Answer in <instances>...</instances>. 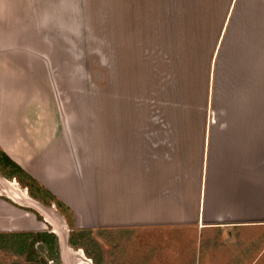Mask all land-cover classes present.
<instances>
[{
  "label": "crops",
  "instance_id": "obj_1",
  "mask_svg": "<svg viewBox=\"0 0 264 264\" xmlns=\"http://www.w3.org/2000/svg\"><path fill=\"white\" fill-rule=\"evenodd\" d=\"M9 1L0 0L1 19ZM7 11L14 10L10 6ZM124 24L154 27L147 44L153 58L148 69L159 81L155 88L171 93L173 102L193 91V64L182 51L202 43L204 119L194 134L191 114L124 115V182H117L118 188H112L113 179L100 183L99 172L92 176L86 165L90 174L78 176L69 157L57 154L53 164L67 176L58 178L56 195L71 207L80 226H124L133 243L142 233L168 234L172 250L180 253L174 258L177 264L190 246L191 256L199 251L209 260L219 251L215 244L233 250L241 239H259L264 235V0H136L124 7ZM184 102L190 104L187 98ZM4 107L0 104V145L9 152L22 148L25 158L13 159L38 178L35 166L42 163L37 160L52 156L34 132H26L29 138L24 136L22 144L9 127L14 111L4 113ZM172 107L177 111L176 104ZM58 141L65 146L63 137ZM91 144L82 141L83 147ZM82 157L84 164L96 158L86 152L78 155L79 161ZM120 191L124 198L119 200ZM0 209L8 219L23 217L30 229H37L33 214L20 215L2 199Z\"/></svg>",
  "mask_w": 264,
  "mask_h": 264
},
{
  "label": "rangeland",
  "instance_id": "obj_2",
  "mask_svg": "<svg viewBox=\"0 0 264 264\" xmlns=\"http://www.w3.org/2000/svg\"><path fill=\"white\" fill-rule=\"evenodd\" d=\"M135 2L10 0L4 7L12 6L14 11L5 10V20L0 18L1 23L9 22L0 25V104L6 105L4 113L14 111L9 127H14L22 144L29 138L26 132H34L52 157L37 160L42 164L35 166L40 177L30 174L34 180L12 176L0 163V199L16 206L20 215L33 214L37 222V229H30L25 218L18 220L14 215L8 219L0 209V264H177L174 258L179 251L172 250L174 243L168 234L142 233L133 243L124 226H80L71 207L56 195L58 178L67 176L53 164L62 154L69 157L78 176L90 174L88 167L92 176L99 172L100 183L113 179L112 188H118L117 182H124V115L191 114L194 134L199 130L204 117L202 43L198 40L193 48L188 45L182 51L193 64V91L191 97L180 96L173 102L171 93L155 88L159 81L153 68L148 69L153 58L147 44L152 43L154 27L124 24V7ZM156 54L160 56V49ZM170 84L178 87L177 82ZM185 98L190 103L187 106L183 105ZM58 136L65 146L60 147ZM82 141L93 144L83 147ZM21 149L9 152L0 145V151L12 159L25 158ZM84 152L96 158L84 164L83 157L78 159ZM89 180L93 188L94 179ZM70 181L75 182L72 176ZM60 189L67 193V187ZM118 193L119 200L124 198L123 191ZM69 194L73 196L72 191ZM40 232L54 234L55 241L44 234L38 236ZM215 247L219 251L208 260L199 251L191 256L190 246L185 258L180 255L183 262L179 264H264V235L253 242L241 239L233 250ZM228 256L231 260L226 262Z\"/></svg>",
  "mask_w": 264,
  "mask_h": 264
},
{
  "label": "trees",
  "instance_id": "obj_3",
  "mask_svg": "<svg viewBox=\"0 0 264 264\" xmlns=\"http://www.w3.org/2000/svg\"><path fill=\"white\" fill-rule=\"evenodd\" d=\"M0 163L4 166V168H7L11 170L12 176H15L16 174L29 177L31 180H34L33 177L30 176L28 172H26L17 162H15L6 152L0 151ZM44 234V236H48L49 238H54L53 241H55V235L51 233H46V232H40L38 236H41ZM5 235V234H3ZM42 238V237H41ZM48 238V240H49ZM47 240V241H48ZM52 242V241H51ZM75 244V242L73 243Z\"/></svg>",
  "mask_w": 264,
  "mask_h": 264
},
{
  "label": "bare ground",
  "instance_id": "obj_4",
  "mask_svg": "<svg viewBox=\"0 0 264 264\" xmlns=\"http://www.w3.org/2000/svg\"><path fill=\"white\" fill-rule=\"evenodd\" d=\"M58 229V228H57ZM60 234H61V232H60Z\"/></svg>",
  "mask_w": 264,
  "mask_h": 264
}]
</instances>
